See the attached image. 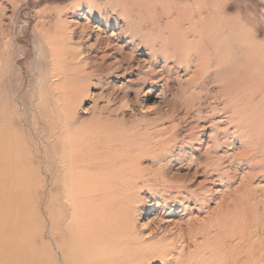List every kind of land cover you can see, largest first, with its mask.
Instances as JSON below:
<instances>
[{
  "label": "rangeland",
  "instance_id": "1",
  "mask_svg": "<svg viewBox=\"0 0 264 264\" xmlns=\"http://www.w3.org/2000/svg\"><path fill=\"white\" fill-rule=\"evenodd\" d=\"M248 35L264 0H0V264H97L74 236L114 223V264H264V71L225 112L192 60Z\"/></svg>",
  "mask_w": 264,
  "mask_h": 264
},
{
  "label": "bare ground",
  "instance_id": "2",
  "mask_svg": "<svg viewBox=\"0 0 264 264\" xmlns=\"http://www.w3.org/2000/svg\"><path fill=\"white\" fill-rule=\"evenodd\" d=\"M241 26L243 27L242 24H241ZM204 29H205V26H203V29H202V26H201V28H199L198 30H196L195 28H193V30H191V31H194L193 32L194 39L196 40V41H194V44H188V43L184 42L182 35H184V33L186 34V33H189L191 31H186V29L183 28L182 35H179V36H176V37L174 36L175 38H174L173 41H171L170 43L164 42V43H161V45L167 46V47L170 46V47H173V48L178 49V50H180L181 48H185L186 46H197V45H202V44L204 45L206 43V41H205V39H206L205 34L202 33V31ZM205 30H207V29H205ZM256 37H255V35L254 36L248 35V37L242 38V41L243 42H246L245 46H247V47L245 49H246L247 52H245L246 54H244L241 58L238 57L237 52H233L232 50L228 49V47H230L231 45L233 46L234 40L232 42H228L227 39H225L224 42L221 41L222 43L220 42L221 45L225 47L224 50L218 49L216 51H213V50H208V49H206V50H204V49L203 50L202 49H196L198 52H196V54L192 55L193 56L192 57V60L206 61V64L204 66L198 65V67L195 68V70H194V76H196L197 78H199L200 76H202V77L204 76V78H203V80H204L208 76L213 75L214 78L221 80V85H220L221 86V89H220L219 94L217 95V97H219L223 101V103H224L223 104V110L225 112L232 111V105L236 103V97H234V90L235 89H238L239 90L241 88L240 87V83L242 82L244 84V82L245 81L247 82V80L250 78L248 76V75H250L248 73V71L249 70H255V71H257L256 69H259L260 71H264V70H262V69H264V42H263V40L261 41V38L262 37L261 38L260 37H257L256 38ZM213 39L214 40H216V39H218V40L221 39L222 40L221 37H217V38H213ZM207 43H209V41H207ZM210 43L208 45H210ZM173 53L174 52H170L168 55L171 54L170 56L176 58L175 57L176 55L173 54ZM178 59L179 58L177 57V60ZM220 63H222V65L225 68L224 70H222V73H219V71H214V72L211 73L209 70H207L210 66L213 67L214 65L220 64ZM242 64H243V66L245 68H247L246 70H248V71L240 70V68L237 67L238 65H242ZM203 69H206V71H203ZM237 71L239 72V77L233 79V77H232L231 74L233 72L235 73ZM257 77H256V79H257ZM257 81H259V80L257 79ZM201 83H203V81H201L200 84ZM242 83H241V85H242ZM254 83H256V81L253 82L252 84H254ZM257 85L259 87L260 84H257ZM249 86L250 85H248V89L247 88H244V91H240L239 90L240 92H238V94L239 95H248V93H251V90L254 91V88H255L254 85H253V87H254L253 89H252L251 86H250V89H249ZM255 86H256V84H255ZM262 86H263V84H262ZM256 89H259V88H256ZM226 121L230 125L226 129H230L231 127H233V125L231 124L233 122V118H232L231 114H229V115L226 116ZM7 124L8 123H5V124H3V125L0 126V159H4L3 158V149L6 146L5 142H7V139L4 138L5 137V134H6V131L5 130L9 129V128H7L8 127ZM0 162H1V160H0ZM207 168H209V167H207ZM212 170L215 171L216 168H214V169L212 168ZM209 174L212 175L211 172ZM221 180H223V179H221ZM173 183L172 184H168L167 183L169 186H167L165 184L164 190H167L166 188L167 187L169 188L171 186L174 187V188H176V186L174 185L175 183L174 184ZM95 184H96V181H95ZM243 184H245L244 181L241 182V185H240L241 188H244V185ZM97 187L98 186L95 185L93 187V190L96 189ZM180 188L181 187H177L175 189V191L177 189H180ZM1 189L3 190L4 187H1ZM170 190H169V192H170ZM178 191H181V190H178ZM248 193L249 192L246 191V194L247 195H248ZM189 194L192 195L191 193H189ZM183 197L185 198L186 196H183ZM192 198H194V197H192ZM195 199H196V197H195ZM6 212H8V211H6ZM25 217L23 216V218H25ZM254 221H255V219H254ZM2 223H3V221H1L0 225ZM258 227L259 228H263L264 227V224L263 223H257V228ZM116 228H118V227H117V224H115V223L112 224V225H110V226H107V225H105L104 227H101L100 226V227H97V229L91 230L90 232L89 231H83L81 233H76V235L74 236V239L75 240H76V238L77 239H83V240L89 242L92 245L93 251H91V252H92V254L95 255L96 259L98 260V263L97 264H114V263H116V262H114L116 256H118V255L121 254V247H127L129 245V240H127L126 238H123L121 232L118 231ZM0 230L2 231V228ZM238 237H239V240H240L243 237V235H240ZM109 243H113V244L119 246V249H115V246H109ZM5 248L0 247V252L3 251ZM9 248H7L8 251H10ZM67 256H68V254L67 253H64L65 261L67 259ZM1 264H9V263L3 262ZM66 264H69V263L66 262Z\"/></svg>",
  "mask_w": 264,
  "mask_h": 264
}]
</instances>
